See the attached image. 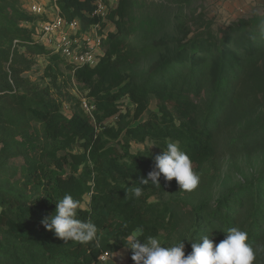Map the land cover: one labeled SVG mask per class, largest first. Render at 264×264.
<instances>
[{
  "label": "trees",
  "instance_id": "16d2710c",
  "mask_svg": "<svg viewBox=\"0 0 264 264\" xmlns=\"http://www.w3.org/2000/svg\"><path fill=\"white\" fill-rule=\"evenodd\" d=\"M95 4L59 1L63 16L80 21L84 29L99 23L115 26L95 68H75L36 43L40 18L28 14L24 2L20 9H0V264H101L103 254L112 257L126 249V238L136 231L141 239L158 236L164 246L173 237L187 240V255L191 243L213 235L218 244L233 227L248 233V243L257 250L254 264H264V172L215 198L205 193L192 204L175 180L161 177L159 187L139 184L153 170L155 156L148 149L131 152L132 143L151 142L161 151L167 142L178 143L205 189L211 167L222 157L264 145V114L234 120L247 95L264 101V79L252 75L264 63V13L234 22L218 41L201 35L180 44L158 67L139 72L168 44H126L133 0H119L106 23L92 17ZM16 41L30 54L47 57V77L57 91L60 66L69 69L89 92L92 115L81 103L66 116L50 87L18 93L10 83L18 86L23 72L12 57ZM153 98L157 112L142 121ZM123 100L132 106L126 114L120 109ZM114 117L116 126L105 125ZM130 187L142 188L139 200L127 197ZM64 195L81 201L77 218L96 225L99 247L65 242L42 226Z\"/></svg>",
  "mask_w": 264,
  "mask_h": 264
},
{
  "label": "rangeland",
  "instance_id": "374dc122",
  "mask_svg": "<svg viewBox=\"0 0 264 264\" xmlns=\"http://www.w3.org/2000/svg\"><path fill=\"white\" fill-rule=\"evenodd\" d=\"M118 2L119 0H112L110 9L117 8ZM20 6L23 8V0H0V9L5 11L20 9ZM25 10L31 14L29 4L25 5ZM263 13L264 0H133L130 17L131 33L125 42L128 46L137 48L159 43L168 44L162 54L147 59L137 69L139 72H148L174 55L178 45L201 35H212L218 41L227 35L229 27L234 22L263 15ZM106 30L108 33L116 32L112 23L107 24ZM13 51L15 54L12 57L14 56V63L17 64L16 68L23 71L18 86L15 81L10 80L12 87L18 93H26L32 86L50 87L55 97L62 102L63 112L68 117L72 116L78 104L81 105L83 101H88L89 92L83 85L76 82L71 71L64 65H61L57 72V87L60 89L57 91L50 78L47 77L46 68L49 64L46 56L30 54L17 41L13 44ZM10 60L6 67L11 64ZM252 75L264 79V63ZM120 105L123 114H126L127 109H132L127 100H123ZM152 112H157L154 98L142 121L146 120ZM261 114H264V101L256 102L249 94L241 102L238 112H235L234 120L243 122ZM118 122V117H114L107 120L105 125L116 126ZM146 149L154 156L162 153L151 142L143 145L132 143L131 146V152L134 154ZM16 162L22 164V159ZM263 172L264 145L236 157L224 156L215 163L214 167H211V172L208 174L212 178L209 184H206L205 189L199 183L195 190L189 192V202L196 203L205 193L215 198L222 192L254 179ZM170 189L173 190L172 185ZM88 201L87 197L83 204L84 208H87ZM123 256L119 254L117 260L125 261L126 256L124 258Z\"/></svg>",
  "mask_w": 264,
  "mask_h": 264
},
{
  "label": "clouds",
  "instance_id": "9594fccd",
  "mask_svg": "<svg viewBox=\"0 0 264 264\" xmlns=\"http://www.w3.org/2000/svg\"><path fill=\"white\" fill-rule=\"evenodd\" d=\"M161 177L166 182L175 180L180 191L192 192L200 183V173L194 171L193 162L178 143L167 142L161 154L154 157V168L141 178L139 184L161 186ZM127 192L137 200L143 194L140 187H130ZM56 210L41 223L49 232L65 242L73 241L80 244L95 242L100 246L97 227L91 219L77 218L81 201L72 195H64L56 203ZM185 241L173 237V242L164 246L158 236H147L141 239L136 231L126 238V249L132 252L134 264H254L256 249L248 243V233L239 227L227 230L225 239L218 244L213 243V235L203 236L199 242L191 243V252L185 254ZM190 242V241H189Z\"/></svg>",
  "mask_w": 264,
  "mask_h": 264
},
{
  "label": "built area",
  "instance_id": "2783aa9c",
  "mask_svg": "<svg viewBox=\"0 0 264 264\" xmlns=\"http://www.w3.org/2000/svg\"><path fill=\"white\" fill-rule=\"evenodd\" d=\"M59 1L23 0L24 5H30L31 15L40 18L36 43L60 55L75 68L97 67L103 56V43L108 34L107 26L103 28L99 23L84 29L80 21H69L63 16ZM111 1L106 3L96 0L92 17L106 23ZM82 108L89 115L95 110V106L89 100L82 102ZM110 258L111 255L105 253L100 258V263H106Z\"/></svg>",
  "mask_w": 264,
  "mask_h": 264
},
{
  "label": "crops",
  "instance_id": "0c3cea01",
  "mask_svg": "<svg viewBox=\"0 0 264 264\" xmlns=\"http://www.w3.org/2000/svg\"><path fill=\"white\" fill-rule=\"evenodd\" d=\"M119 254H123L124 256H126L125 261L123 260L119 262L117 260V257L119 256ZM105 264H132V263H130L128 251L126 249H123L117 254L113 255Z\"/></svg>",
  "mask_w": 264,
  "mask_h": 264
}]
</instances>
